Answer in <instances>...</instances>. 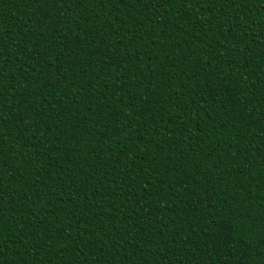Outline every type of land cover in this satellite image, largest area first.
<instances>
[{"label":"trees","instance_id":"obj_1","mask_svg":"<svg viewBox=\"0 0 264 264\" xmlns=\"http://www.w3.org/2000/svg\"><path fill=\"white\" fill-rule=\"evenodd\" d=\"M0 264H264V0H0Z\"/></svg>","mask_w":264,"mask_h":264}]
</instances>
